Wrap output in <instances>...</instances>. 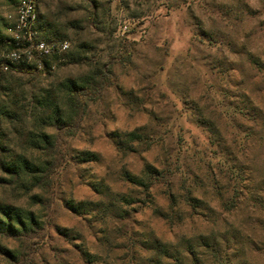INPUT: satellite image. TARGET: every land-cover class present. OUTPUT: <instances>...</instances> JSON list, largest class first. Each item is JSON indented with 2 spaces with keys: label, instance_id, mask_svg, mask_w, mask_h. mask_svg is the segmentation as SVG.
I'll list each match as a JSON object with an SVG mask.
<instances>
[{
  "label": "rangeland",
  "instance_id": "374dc122",
  "mask_svg": "<svg viewBox=\"0 0 264 264\" xmlns=\"http://www.w3.org/2000/svg\"><path fill=\"white\" fill-rule=\"evenodd\" d=\"M37 1L69 52L0 82V145L48 161L38 189L0 186L40 226L0 237L13 261L264 264V0ZM17 2L0 0V37ZM123 54L77 129L47 151L25 144L57 134L38 99L65 110L64 85L97 90Z\"/></svg>",
  "mask_w": 264,
  "mask_h": 264
},
{
  "label": "trees",
  "instance_id": "16d2710c",
  "mask_svg": "<svg viewBox=\"0 0 264 264\" xmlns=\"http://www.w3.org/2000/svg\"><path fill=\"white\" fill-rule=\"evenodd\" d=\"M86 2L92 9L96 10V5L93 0H82ZM37 10H38V1ZM16 7V6H15ZM15 9L13 10L14 13ZM7 26V20L5 19V28ZM47 26V27H46ZM37 31L39 33V38L45 42H57L65 41V36L62 33L55 29L54 26L50 23L41 27L38 24ZM67 42V41H66ZM13 45L10 43V40L5 37H0V51L11 50ZM69 52L63 53L60 57H52L47 62H44V68L41 71H30L24 67H18L17 69L10 70L8 72H3L1 69L0 63V82L2 77L6 73H15V74H34L40 76L43 72H47L50 68L51 63H57L61 61L64 55ZM129 55L123 54L120 58L113 59V62L108 63L103 68V74L105 77V82H103L100 87L92 91L88 86L89 84L78 85L76 83H67L64 85V101H65V110L62 109L57 103L56 100L51 97V95H46L41 99L36 101V108L39 110L40 114H43L47 117V125L54 127L57 130L55 137L50 136L44 131H41L39 134H36L32 137H26L25 144L28 147H31L33 150L47 151L48 149H53L57 147L59 138L69 132L77 129L80 126L82 117L87 108V101L95 102L100 98L101 91L104 87L109 86L112 81L110 79L111 65L115 61L127 60ZM81 55L79 51L72 52L70 59L72 61L81 60ZM119 59V60H117ZM67 109V110H66ZM2 114L3 111H0ZM43 156V155H42ZM51 157L50 155H45ZM44 157V156H43ZM48 161L46 159H32L26 154H21L12 151H6L0 145V173L4 176L0 177V186L6 184L8 181L12 183H22L24 186H27L28 191L33 189H38L42 180L47 177ZM150 176L156 174V171L152 168L148 169ZM8 180V181H7ZM132 184L136 186H144L145 190L149 189V185H143L141 182L130 178ZM40 230L39 223L37 219L31 213L24 214L21 210L0 203V237L3 238H18L21 236L29 235L35 233V231ZM0 256L8 260L10 264H18L13 261L14 255L7 249L3 248L0 245ZM19 264H27L23 261Z\"/></svg>",
  "mask_w": 264,
  "mask_h": 264
},
{
  "label": "built area",
  "instance_id": "2783aa9c",
  "mask_svg": "<svg viewBox=\"0 0 264 264\" xmlns=\"http://www.w3.org/2000/svg\"><path fill=\"white\" fill-rule=\"evenodd\" d=\"M6 20L5 34L13 48L0 51L3 72L18 67L41 71L44 62L52 57H60L69 49L66 41L45 42L39 38L36 0H18L14 13L7 15Z\"/></svg>",
  "mask_w": 264,
  "mask_h": 264
}]
</instances>
